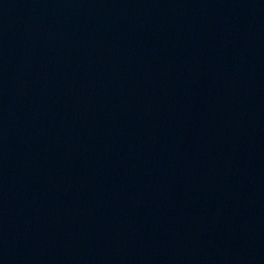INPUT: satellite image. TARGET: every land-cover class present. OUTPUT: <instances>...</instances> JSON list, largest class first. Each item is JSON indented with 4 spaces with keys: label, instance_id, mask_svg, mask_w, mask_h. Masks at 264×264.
I'll list each match as a JSON object with an SVG mask.
<instances>
[{
    "label": "water",
    "instance_id": "water-1",
    "mask_svg": "<svg viewBox=\"0 0 264 264\" xmlns=\"http://www.w3.org/2000/svg\"><path fill=\"white\" fill-rule=\"evenodd\" d=\"M0 264H264V0H0Z\"/></svg>",
    "mask_w": 264,
    "mask_h": 264
}]
</instances>
